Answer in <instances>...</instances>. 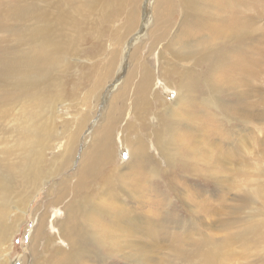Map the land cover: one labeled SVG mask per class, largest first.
I'll use <instances>...</instances> for the list:
<instances>
[{
  "label": "rangeland",
  "instance_id": "rangeland-1",
  "mask_svg": "<svg viewBox=\"0 0 264 264\" xmlns=\"http://www.w3.org/2000/svg\"><path fill=\"white\" fill-rule=\"evenodd\" d=\"M6 1L7 4L26 2ZM75 1L54 3L60 10L70 11V25L62 20L57 29L64 34L63 40L74 37L75 41L71 48L60 53L63 59L59 60L60 65L56 63L59 53L51 54L50 58L55 61L39 64L41 68L50 67L53 70L49 76V82L53 83L45 84L46 92L37 93L40 98L36 94L39 99L10 95L9 83L2 82L3 76L0 74V166L7 177L4 182L7 200L2 202L5 209L3 215L0 214V264L8 252L11 264H23L26 255L29 261L33 260V255L48 256L49 249L44 239L31 248L30 238L38 223L37 214L45 209V204L52 197L59 194L60 189L69 190L76 179L75 172L82 152L88 145V150L94 149L93 144L101 129L98 127L96 134V129H93L110 98L106 100L105 96L111 95L117 88L115 86L124 82L128 70L135 67L139 58L148 63L151 74L160 77L163 45L151 43L148 36L151 27L136 42L132 34L125 45L131 31H125L126 24L121 20L124 13L104 22L99 12H96L97 15L91 12L86 14L84 0ZM152 1L155 6L156 0ZM200 1L203 2L200 17L195 16L200 19V27L199 22L195 21V24L186 25L184 30L193 31L200 42L212 39V43L219 47L220 55L215 59V64L200 60L193 66V75L197 77L200 74V89H192L183 100L177 98L179 91L176 87H156L154 84L150 94L156 95L157 91V95L153 97L148 126L139 128L136 134L139 138L141 136L147 154L154 156L153 167L160 169V173L147 180L146 175L142 176L143 172L137 173L131 169L128 173L124 172V179L116 178L99 166L95 169L96 174L89 177L90 180L103 181L104 185L113 181L116 184L122 179L111 195H107L106 204L118 200L117 204L130 212L129 219L137 223L135 226L142 223L134 233L122 237L126 248L119 252L115 251L121 248V243L113 245L111 237L106 243L87 239L89 256L75 263L264 264V0H238V3L231 0L225 7V0H218L217 6L210 5V0ZM153 8L149 7L150 11ZM231 15H248L251 22H238V17H234L233 22L226 19ZM179 20L176 19V25ZM5 21L8 28L0 26V53H5L3 58L18 52L19 56H23L28 49L36 56L34 43L28 38L31 33L25 30L34 27V20ZM155 22L153 15L152 23ZM50 29L57 33L56 28ZM116 41L121 42L117 44ZM125 46L130 48V51L127 49L128 64L125 70H121L123 65L121 63L120 67L119 63ZM166 57H171L170 53ZM61 65L68 68L64 69ZM179 67L181 70L182 65ZM104 73H109L107 80L97 82ZM118 74L121 80L116 83ZM136 78L140 79V76ZM134 79L129 83L126 95H133ZM186 80L189 81L190 77ZM104 82L106 86H102ZM127 98L125 103L129 102ZM186 106L189 108L185 109ZM172 110L175 113L169 112ZM133 112L131 107H127L122 122L118 123V131L134 116ZM83 115H87L88 122L80 137H77L74 159L69 168L56 174V167L52 168L51 165L61 160L58 155L68 144L67 136L76 129L78 119ZM135 125L133 131L137 129ZM158 127L166 129L165 132L171 130L175 133L174 139L168 141L171 147L168 157L160 154L150 135ZM35 136L38 140L32 142ZM117 153L118 164L123 166L130 159V154L120 139L117 140ZM39 168L52 170L51 175L32 177L31 173ZM43 178L46 182L37 189ZM131 178H135L134 182ZM138 180L139 183H135ZM35 191L33 201L24 214V222L10 242L12 249H6L9 243H2L1 232L8 221L20 213L13 206L30 200ZM104 195L105 191V198ZM64 213L59 209H50L52 217L62 218ZM49 231L54 234L56 229L51 226ZM134 243L146 246L143 257L140 253L137 257ZM61 244L69 248L64 240Z\"/></svg>",
  "mask_w": 264,
  "mask_h": 264
},
{
  "label": "bare ground",
  "instance_id": "bare-ground-1",
  "mask_svg": "<svg viewBox=\"0 0 264 264\" xmlns=\"http://www.w3.org/2000/svg\"><path fill=\"white\" fill-rule=\"evenodd\" d=\"M59 1H63L67 4L68 1L72 3L75 0H26L25 3L21 1L24 4H7L8 2L6 0H0V26H5V20L7 19L27 18L30 20H34V27H27L28 29L25 30H29L28 32L31 33L28 35V38L30 41H32V43H34L33 50L36 56H33V54H31L32 50L30 51L29 49L23 56H19L18 52L17 54H15L16 56L11 55L9 57L3 58L5 53H0V74H2L3 76L1 77L2 82L9 83V93L14 97L26 96L30 98H38L36 97L37 93L40 94V92H46L45 84L49 82V76L52 75L53 70H51L50 67L41 68L40 65L55 61L50 58L52 53H59L58 57L56 58L58 59L56 63L60 65L59 60L63 61L60 53H62L66 49L71 48L72 44L75 41L74 37L70 38L71 40H63L62 36H64V34L60 33L57 29L61 25L62 20L65 24L67 23V25H70L71 23L70 11L68 9L60 10L57 5L54 4ZM78 1L81 2V0ZM230 1L231 0H225L224 7ZM234 1L235 3H238V0ZM83 3L86 9V14L87 12H99L101 20L104 22L114 20L124 13V17L121 20L123 24H126L127 29L125 28V31H127V33L128 31H131L130 35L127 37V40H125V45L128 41V38L132 34L134 36V42H136L140 36L146 35L149 31V28L151 27L150 31L148 32V36H150L151 38V43H153V45H163L161 55H164V57L162 58L161 62L162 68H159L160 77L157 78L154 74H151L148 71V63L139 58V60H137L135 64V67H131L128 70L124 82H122L118 86H115L117 88L111 95L105 96L106 100L107 97L110 98L106 104L103 115H101L100 121L93 129V131L96 129L95 134L98 131V127H100L101 129L96 143L93 144L94 149H92L91 151L88 150V145L86 150L82 152V158L75 172L76 179L72 182L69 190L60 189L59 194H56L55 197L51 196L52 199L45 204V209L41 210L40 214H37L36 221L38 223L34 227L30 238V241L32 243L31 248H33V244L44 239L45 246L49 249V254L46 257H43V255L40 254L33 255V260L31 261L26 259V255L23 258V264H78L75 263L77 262V260L80 261L83 260V257L89 256V252L86 249L87 239H95L99 243H106L108 237H111L113 238V245L116 246L118 242L122 245L121 248L116 250L115 252H119L121 249L123 250L124 248H126L124 244L125 240H123L122 237L129 236L134 233L136 231L135 228L137 229L142 221L139 225L135 226V224L137 223H133V220L129 219L131 218V215L129 214L130 212L128 210L125 211L123 206L117 204L118 200H116V202L112 201L111 204H106L107 195H111V193L118 187V184L122 183L123 180L119 179L118 183L116 184H114L115 181H113L112 184L104 185L103 181L90 180L89 177H91L93 174H96L95 169L99 166H102L105 171H110L116 176V178L118 176L125 179L124 172L128 173V170L131 169L136 170L137 173L143 172L142 176L146 175L147 180H152L157 174H159L160 169L155 170V168L153 167L154 162L152 163V157L154 158V156L147 154V149L142 141L141 136L139 138L136 135L139 128H146L148 126V119L150 114L152 113L153 97L157 95V91L155 92L156 95H154L153 93L150 94V91L154 88L153 85L155 84L156 87H176L178 89L177 91H179V97L177 98H179V100H183L184 98L188 97V92L190 93L192 89H200V74H197V77L193 75V72H191L193 66L199 63L200 60L204 63L208 62L209 64H215V59L220 55V49L217 45H214L215 43H212V39L207 38V41L200 42L193 31L184 30V27H186V25H188L189 23L195 24V21L199 22L200 27V19L195 18V16L200 17V7L201 5H203V2L201 3L200 0H176L174 3L173 0H156L155 6L152 0H84ZM210 5L217 6L218 0H210ZM149 7L154 8L150 11ZM235 8L236 6L232 10H234ZM153 15L156 20L155 24L152 23ZM258 16L260 17L261 15L259 14ZM234 17H238V22H245L247 24H250L251 22V19L248 17V15H231L226 19H231V21L233 22ZM178 18H180V20L176 25V19ZM81 19L83 20V18ZM33 22H31V26H33ZM219 22L220 21H217V23ZM26 26L27 25H25V28ZM50 27L56 28L57 33H53ZM209 28L210 30H212V27L209 26ZM120 31H122V29ZM13 34L15 35V33ZM65 38L67 37L65 36ZM119 39L120 38H118V40ZM119 42L121 41H118L117 44H120ZM127 49H129L130 51V48H127V46L123 47V58L119 63L120 67L123 65L121 70H125L126 68V58L128 56ZM42 53L43 55H41ZM167 53H170L171 57H166ZM112 60L115 61L114 58H112ZM244 62L247 63V60H245ZM119 64L117 65V68ZM181 65L182 69L180 70L179 66ZM61 66L64 69L68 68L64 65ZM108 74L109 73H104L103 77L99 78L97 82L100 83L102 80L108 78ZM138 75L140 76V79L136 78V76ZM133 77H135L132 83L133 95L129 96L126 95V92L130 88L129 83L132 81ZM187 77H190L189 81L186 80ZM120 80L121 79L118 74L116 83H118ZM106 82H104L102 86H106ZM49 83L53 82L50 81ZM2 85H4V83H2ZM96 85H98V83H96ZM38 96L40 98V95ZM42 96L44 95L42 94ZM127 96L129 97V102L125 103V101L128 99ZM211 97L210 99L213 100V98ZM127 107L132 108V110L134 111V116H131V119L128 118L130 119V121L126 122L123 128L118 131V129L120 128L118 126V123L122 122V118L126 114ZM188 108L189 106L185 107V109ZM169 112L175 113V110ZM87 122V115H83L80 119H78L76 129L70 131V133L68 134V144L58 155L61 160L51 165L52 168L56 167L54 169L56 174H59V171H63L66 168H69L70 164L72 163V159H74L73 156L75 154V146L78 142L77 137H80L82 129L86 126ZM135 124H137V129L133 131L132 129L136 127ZM165 131L167 130L162 129V127H158L155 128L150 135L153 139L154 146L160 151V154L168 157V153L171 150L168 141L169 139H174L173 136H175V133L171 130H168V132ZM118 139L121 140L122 145L126 147V151L130 154V159L123 166H120V164H118ZM37 140L38 137L35 136L32 142H36ZM166 159L169 160V158ZM51 171H48V169L46 168H39L36 171H33L31 173V176L34 178L37 177V175L49 177V175H51ZM46 173H48V175ZM67 178L71 179L70 177ZM131 179L134 182L135 178ZM6 180V174L0 166L1 215H3L5 209L2 202L4 200H7L6 194L4 192V182H6ZM43 180L44 178L38 183L37 189L41 188L42 184L46 182ZM135 183H139V180ZM27 190L26 194H28ZM96 190H98L99 192L95 193ZM104 191L105 198L103 197ZM35 194L36 191L30 200L27 199L26 201L16 203L13 206V208L19 209L20 213L17 214L14 219H12V221H8L6 226H4L3 228V231L1 232L2 243H9L6 249H12L10 242L20 230L21 224L24 222V214L28 210V207L31 205ZM139 198H141V195L139 196ZM24 203H27L26 206H24ZM50 209H59L61 211H64V217H52V215H50ZM138 219L137 221H139ZM51 226L56 229V232H54V234L50 233L49 231V227ZM93 231L95 232V236H93ZM141 231L143 230H140V232ZM62 240L68 243V249L65 248V245L61 244ZM134 247L135 251L137 250L136 253L138 254V256L136 253L134 255L139 258L140 253V255L143 257V252L146 250V246L143 247V245L138 246L135 244ZM2 260L3 261L1 262V264H11L10 252L6 253ZM132 261L137 263L139 262V260Z\"/></svg>",
  "mask_w": 264,
  "mask_h": 264
}]
</instances>
